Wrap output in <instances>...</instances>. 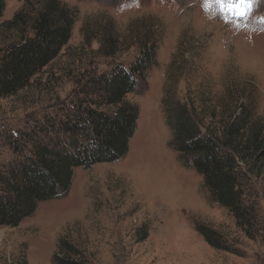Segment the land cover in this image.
<instances>
[{"label": "rangeland", "instance_id": "374dc122", "mask_svg": "<svg viewBox=\"0 0 264 264\" xmlns=\"http://www.w3.org/2000/svg\"><path fill=\"white\" fill-rule=\"evenodd\" d=\"M63 1L79 11L72 38L28 87L0 100V132L67 103L89 72L128 65L148 29L161 37L159 65L127 95L140 108L127 156L77 168L66 195L43 201L18 226L1 228L0 264H15L24 252L28 264H54L64 237L93 264H264V176L252 175L244 185L259 214L257 228L248 232L211 198L203 177L179 160L163 103L174 93L202 113L255 91L264 117V0H235L231 12L219 3L206 10L203 0ZM25 2L8 0L0 21ZM110 20L121 38L114 56L99 50ZM11 156V149L0 148V163ZM198 223L221 233V247L206 240Z\"/></svg>", "mask_w": 264, "mask_h": 264}, {"label": "trees", "instance_id": "16d2710c", "mask_svg": "<svg viewBox=\"0 0 264 264\" xmlns=\"http://www.w3.org/2000/svg\"><path fill=\"white\" fill-rule=\"evenodd\" d=\"M7 2L0 0V17ZM78 14L63 0H26L12 18L0 21V100L28 87L60 54L72 38ZM92 38L87 33V41ZM160 41L148 29L139 36L138 55L128 65L89 72L67 103L33 115L22 128L0 132V148L12 150L11 158L0 163V230L18 226L43 201L66 195L77 168L127 156L140 116L139 106L127 95L159 65ZM120 48L121 38L110 20L100 32V53L114 56ZM236 102L198 113L174 93L163 99L179 160L203 177L211 198L249 232L257 228L259 214L244 185L252 175L264 176V117L258 113L255 91ZM196 227L208 242L220 246V232L202 223ZM52 261L93 264L67 237L60 238ZM15 264H28L25 252Z\"/></svg>", "mask_w": 264, "mask_h": 264}, {"label": "snow or ice", "instance_id": "6c2138e0", "mask_svg": "<svg viewBox=\"0 0 264 264\" xmlns=\"http://www.w3.org/2000/svg\"><path fill=\"white\" fill-rule=\"evenodd\" d=\"M252 2L253 0H240V3L245 5L251 4ZM203 3L206 10H211L214 3H219L221 5L222 12H231L237 6L235 0H203ZM225 23H230V21L225 19Z\"/></svg>", "mask_w": 264, "mask_h": 264}]
</instances>
